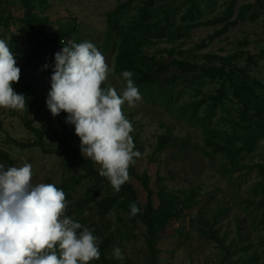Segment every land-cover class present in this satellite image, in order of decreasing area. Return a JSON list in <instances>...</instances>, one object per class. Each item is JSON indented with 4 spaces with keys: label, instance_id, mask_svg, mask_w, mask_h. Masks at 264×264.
I'll list each match as a JSON object with an SVG mask.
<instances>
[{
    "label": "rangeland",
    "instance_id": "rangeland-1",
    "mask_svg": "<svg viewBox=\"0 0 264 264\" xmlns=\"http://www.w3.org/2000/svg\"><path fill=\"white\" fill-rule=\"evenodd\" d=\"M142 1L33 0L31 10L47 18L48 34L57 38L54 31L64 32L60 46L43 37L40 25L23 20L20 0H0V39L8 43L21 70L12 87L26 97L24 110L0 108V150L6 154L0 164L30 163L34 185L51 183L65 192V215L98 238L102 258L89 264H264V185L256 167L264 164V136L250 151L233 157L206 144L222 145L228 138L240 143L244 129L227 81L204 74L213 67H235L241 78L260 83L264 97V0H194L196 20L218 18L194 26L186 15L188 0H152L151 20L166 28L157 35L146 32L141 50L154 57L148 71H155L158 63L165 68L156 74L158 83L138 88L142 102L135 107L125 103L122 111L133 125L134 150L141 153L130 165L127 182L156 228L154 254L143 240L144 224H132L121 209L95 203L116 193L83 176L66 152L72 148L81 155L80 140L74 126L65 122L67 114L53 117L46 106L54 54L70 41H89L114 69L117 27L130 24ZM230 1L232 12L225 18ZM116 8L117 23L107 15ZM222 84L224 98L215 101ZM124 86L115 69L101 85L118 94ZM143 173L149 177L148 208ZM161 206L177 214L165 220ZM115 247L122 250L123 261L111 258Z\"/></svg>",
    "mask_w": 264,
    "mask_h": 264
},
{
    "label": "clouds",
    "instance_id": "clouds-1",
    "mask_svg": "<svg viewBox=\"0 0 264 264\" xmlns=\"http://www.w3.org/2000/svg\"><path fill=\"white\" fill-rule=\"evenodd\" d=\"M46 106L53 117L67 114L74 126L80 152L99 166L119 193L129 179V167L141 153L135 151L133 125L122 106L135 107L142 96L131 71L122 72L126 82L120 94L101 85L114 71L104 55L89 42H69L54 54ZM8 43L0 39V108L24 110L26 97L14 91L20 68ZM32 165L0 164V264H89L100 258L93 231L65 215L66 194L51 183L33 184ZM130 216L140 209L129 204ZM111 258L123 261L119 247Z\"/></svg>",
    "mask_w": 264,
    "mask_h": 264
},
{
    "label": "trees",
    "instance_id": "trees-1",
    "mask_svg": "<svg viewBox=\"0 0 264 264\" xmlns=\"http://www.w3.org/2000/svg\"><path fill=\"white\" fill-rule=\"evenodd\" d=\"M32 2L33 0H20V3L23 7V20L32 25H40V32L44 38L48 41L54 43L55 45L62 46L63 43L61 42L64 36V32L62 29H57L54 33L57 35V38L50 36L47 32L45 24L47 23V18H42L36 16L32 12ZM152 0H143L142 5H140L137 9V13L134 16V19L130 22L129 25L124 26L119 24L117 27V36L119 37L117 42V51L115 54V71L120 75L121 80L123 83L126 84L122 77V72L125 70L131 71L133 73L132 79L134 85L140 89H146L152 86L154 83H158L157 75L164 71V65L158 63L155 71H148L146 69L149 66V62H154V57H149L142 53L141 47L145 44L147 39L146 32H152L153 34H158L161 30L165 29L166 26L163 24L161 25L157 19H152V16L155 14V8L152 6ZM197 7L195 5L194 0H188V6L186 8V15L189 16L191 20V25H199V24H212L217 21V17H213L209 20H196L195 16L193 15V11L196 10ZM119 8L114 9L111 12H108L107 15L110 19L116 20V13L118 12ZM232 12V5L231 1L227 5L223 16L227 18L230 16ZM233 22V21H232ZM226 25L223 27V29ZM170 35H173L170 29H167ZM37 33V31H35ZM176 64L183 65V60H175ZM154 72V73H152ZM157 74V75H156ZM208 76H215L216 74L219 75L221 78L227 81L228 86L232 90V95L234 96L237 103L240 105L238 109L237 118L238 124L241 125V128L244 131L241 132V137L239 139L240 143H236L231 139H227L224 144H220L218 141H206V144L210 147H220L224 153L228 156H235L240 151H250L255 141L264 136V97H261L260 91H258L257 87H260V83L257 81L249 82L243 78H241L235 67H231L229 69H225L223 67L220 68H210L207 69V72L204 73ZM220 95L217 96L215 101H219L225 95L223 84L221 85ZM215 103L212 105L214 106ZM67 154L70 158L73 159V164L78 167L81 171L83 176L90 177L97 183L104 185L107 188H112L109 181L105 177H101L99 175V169L95 168L92 164V161L87 158L83 157L75 152L72 148L66 149ZM6 154L0 150V158L5 157ZM257 171L260 177L261 185H264V164L259 163L256 165ZM129 174H132V169L129 167ZM149 177L143 173L140 176V181L143 188L147 192V201L145 203V207H150L149 200H150V188L148 186ZM116 193V192H115ZM135 202L137 207L140 209V205L135 197V191L130 183L126 182L122 185L121 190L119 193L116 194H106L102 196L99 200H95L99 206H104L105 208L113 207L117 209H121L123 212L127 214L129 217V221L132 224H136L135 222L141 221L144 224L145 232L143 235V240L147 245L149 251L153 252V238L154 232L156 228L153 227L151 222L146 218V212L139 211V213L135 216H130V209L129 204ZM164 213L165 220H168L172 216L177 214V211H169L164 209L161 206ZM154 254V253H152ZM102 251H100V257L102 258Z\"/></svg>",
    "mask_w": 264,
    "mask_h": 264
}]
</instances>
